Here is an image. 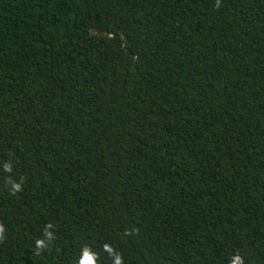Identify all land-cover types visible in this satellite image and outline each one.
<instances>
[{
    "label": "trees",
    "instance_id": "obj_1",
    "mask_svg": "<svg viewBox=\"0 0 264 264\" xmlns=\"http://www.w3.org/2000/svg\"><path fill=\"white\" fill-rule=\"evenodd\" d=\"M0 228V264H264V0H0Z\"/></svg>",
    "mask_w": 264,
    "mask_h": 264
},
{
    "label": "clouds",
    "instance_id": "obj_2",
    "mask_svg": "<svg viewBox=\"0 0 264 264\" xmlns=\"http://www.w3.org/2000/svg\"><path fill=\"white\" fill-rule=\"evenodd\" d=\"M15 187L17 188V190H19V186H18V185H16ZM2 231H3V229L0 228V232H2ZM106 247H107V246H106ZM109 251H111V249H109ZM116 264H122L121 259H120L119 257H117ZM231 264H243V260L241 259V257L236 256V257L232 260Z\"/></svg>",
    "mask_w": 264,
    "mask_h": 264
}]
</instances>
